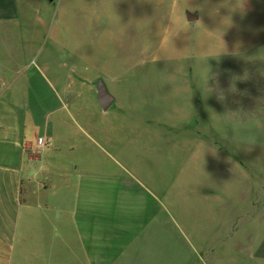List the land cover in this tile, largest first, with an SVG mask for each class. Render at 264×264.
<instances>
[{"label":"rangeland","instance_id":"rangeland-1","mask_svg":"<svg viewBox=\"0 0 264 264\" xmlns=\"http://www.w3.org/2000/svg\"><path fill=\"white\" fill-rule=\"evenodd\" d=\"M20 3V27L0 24L1 52L46 54L49 65L66 54L70 110L114 152L98 263L254 264L264 236V0ZM100 80L116 98L107 112Z\"/></svg>","mask_w":264,"mask_h":264},{"label":"crops","instance_id":"crops-1","mask_svg":"<svg viewBox=\"0 0 264 264\" xmlns=\"http://www.w3.org/2000/svg\"><path fill=\"white\" fill-rule=\"evenodd\" d=\"M20 5L0 0V24L20 27ZM62 55L49 65L46 54L0 50V264H99L117 166L109 138L70 110ZM37 137L49 146L36 148ZM254 264H264V236Z\"/></svg>","mask_w":264,"mask_h":264},{"label":"water","instance_id":"water-1","mask_svg":"<svg viewBox=\"0 0 264 264\" xmlns=\"http://www.w3.org/2000/svg\"><path fill=\"white\" fill-rule=\"evenodd\" d=\"M54 0H48L53 2ZM186 19L188 22H196L199 16L192 12H186ZM116 98L110 93L104 80L97 83V101L104 112H107L115 103Z\"/></svg>","mask_w":264,"mask_h":264},{"label":"built area","instance_id":"built-area-1","mask_svg":"<svg viewBox=\"0 0 264 264\" xmlns=\"http://www.w3.org/2000/svg\"><path fill=\"white\" fill-rule=\"evenodd\" d=\"M35 146L36 148L42 150L49 146V142L44 137H37Z\"/></svg>","mask_w":264,"mask_h":264}]
</instances>
